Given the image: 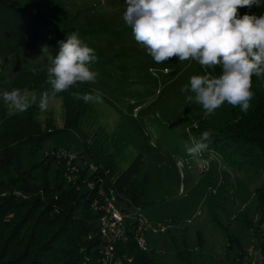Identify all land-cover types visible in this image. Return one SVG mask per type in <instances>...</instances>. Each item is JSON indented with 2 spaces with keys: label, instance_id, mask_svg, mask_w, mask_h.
Here are the masks:
<instances>
[{
  "label": "rangeland",
  "instance_id": "obj_1",
  "mask_svg": "<svg viewBox=\"0 0 264 264\" xmlns=\"http://www.w3.org/2000/svg\"><path fill=\"white\" fill-rule=\"evenodd\" d=\"M18 1L55 21L62 30L61 41L77 32L95 50L98 59L89 68L98 76L90 86L102 93L103 102L85 103L80 96L86 91L68 89L57 93L46 111L33 105L23 112L34 116L43 126L48 122L59 127L66 115V105L84 110L68 135H51L36 149L34 158L23 149L0 178L6 180L17 170L29 168L33 159L41 160L50 148L52 155L68 156L73 166L83 164L76 152L83 150L82 135L94 131L114 154L119 169L141 155L137 177L145 172L152 177L145 185L143 198L150 201L141 208L134 206L126 215L128 228L144 243L142 248L167 264H182L177 249L183 253L187 252L184 249L190 251L189 264H262L264 213L256 193L262 169L250 163L240 165L241 160L230 154V149L210 144L196 157L186 151L202 132H215L224 122L223 109L232 107L225 103L214 114L205 116L200 105L187 99L194 94L181 92L189 84L193 61L180 62L173 57L157 64L125 24V0ZM238 12L260 15L264 14V7L240 8ZM47 49L53 56L58 52V48L55 54ZM48 66L43 51L37 58H28L21 50L0 53V94L26 85L28 89L23 91L29 96L35 94L39 100L40 94L50 89ZM38 68L45 72L21 74L14 82L21 70L30 72ZM257 79L264 90V77ZM0 103L4 111L14 112L2 97ZM87 160L85 157L84 161ZM200 160L207 164L198 163ZM47 166L51 167L49 174H53L56 164L49 162ZM198 232L203 237L202 245ZM227 250L232 256H227ZM108 256L107 264H122L124 257L126 264L130 261V257L121 258L114 252Z\"/></svg>",
  "mask_w": 264,
  "mask_h": 264
},
{
  "label": "trees",
  "instance_id": "obj_2",
  "mask_svg": "<svg viewBox=\"0 0 264 264\" xmlns=\"http://www.w3.org/2000/svg\"><path fill=\"white\" fill-rule=\"evenodd\" d=\"M61 32L55 21L26 4L0 0L1 54L21 50L28 58H37L45 46L55 54ZM192 69L190 77L205 72L195 61ZM37 70H21L13 80L16 82L21 74L45 72L44 68ZM258 81L256 76L252 77L254 97L247 114L239 107L223 109L224 122L218 125L217 133H212L210 145L230 149V154L241 160L240 165L250 163L262 169V181L256 193L258 206L264 213V90ZM21 88L28 89L26 85ZM77 88L87 93L95 91L90 83L77 84L69 90ZM1 105L0 174L13 165L23 149L34 158L36 149L51 135L60 132L68 135L84 114L83 108L66 105L62 125L56 127L45 122L43 126L34 116L8 113ZM82 139L83 150L76 155L83 164L73 166L68 156L52 155L50 148L41 160L33 159L29 168L17 170L6 180L0 178V264H102L109 243L101 235L100 221L104 214H109L108 200L112 199L125 215L134 206L141 208L150 201L143 199L145 185L152 179L150 173L137 177L141 155L119 169L100 134L93 131L82 135ZM49 162L56 164L53 174H49ZM124 231L125 236L114 242V251L122 257H131L128 264H167L140 247L126 219ZM198 237L202 245L200 232ZM230 238L228 235L227 239ZM185 250L183 253L177 249V255L182 264H189L190 251ZM226 253L232 256L228 250ZM126 259H122V264H126ZM262 260L264 264V254Z\"/></svg>",
  "mask_w": 264,
  "mask_h": 264
},
{
  "label": "clouds",
  "instance_id": "obj_3",
  "mask_svg": "<svg viewBox=\"0 0 264 264\" xmlns=\"http://www.w3.org/2000/svg\"><path fill=\"white\" fill-rule=\"evenodd\" d=\"M123 20L157 63L173 57L180 62L195 61L205 70L192 75L181 92H191L188 100L200 105L205 116L214 114L225 103L239 107L247 114L254 97L252 77H264V14L238 9L264 7V0H125ZM55 56L46 54L47 83L50 89L37 96L21 89L3 91V101L14 113H23L33 105L46 111L57 93L77 84L95 83L98 73L89 65L98 57L95 50L79 38L77 32L58 42ZM219 69V72H217ZM33 72L38 71L32 69ZM85 103H102L96 90L80 96ZM211 131L202 132L187 147L188 155L196 157L209 148ZM198 163L207 164L200 160Z\"/></svg>",
  "mask_w": 264,
  "mask_h": 264
},
{
  "label": "built area",
  "instance_id": "obj_4",
  "mask_svg": "<svg viewBox=\"0 0 264 264\" xmlns=\"http://www.w3.org/2000/svg\"><path fill=\"white\" fill-rule=\"evenodd\" d=\"M107 205H108L107 212L109 214H104L102 216V220L100 221L101 235L104 236L106 239H108V243H109L108 246L105 248L104 260L102 261V264H107V259H109L108 256L109 253L110 254L113 252L115 253L114 242L116 241L117 238L124 236V232H125L124 223H125V219L127 218L125 213H123L120 210L119 206L116 205L112 199L108 200ZM136 238L138 244H140V247H142L144 243L142 244L141 240L138 238V234H136ZM117 255L123 258L118 253Z\"/></svg>",
  "mask_w": 264,
  "mask_h": 264
}]
</instances>
